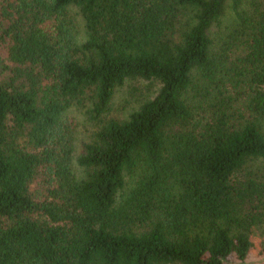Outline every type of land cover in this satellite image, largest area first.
I'll use <instances>...</instances> for the list:
<instances>
[{
    "label": "trees",
    "instance_id": "trees-1",
    "mask_svg": "<svg viewBox=\"0 0 264 264\" xmlns=\"http://www.w3.org/2000/svg\"><path fill=\"white\" fill-rule=\"evenodd\" d=\"M259 231L264 0H0V264H244Z\"/></svg>",
    "mask_w": 264,
    "mask_h": 264
},
{
    "label": "rangeland",
    "instance_id": "rangeland-1",
    "mask_svg": "<svg viewBox=\"0 0 264 264\" xmlns=\"http://www.w3.org/2000/svg\"><path fill=\"white\" fill-rule=\"evenodd\" d=\"M79 39L84 38V26L80 15H76ZM156 84L143 80H127L121 87L115 89L107 114L112 117L124 119L129 112L136 109L141 101L150 96L156 89ZM70 117L74 123L76 153L80 152L82 143L89 139L93 132V122L86 109L74 108ZM244 264H264V232H257L253 238V247Z\"/></svg>",
    "mask_w": 264,
    "mask_h": 264
}]
</instances>
